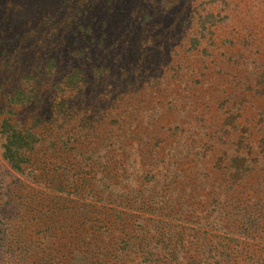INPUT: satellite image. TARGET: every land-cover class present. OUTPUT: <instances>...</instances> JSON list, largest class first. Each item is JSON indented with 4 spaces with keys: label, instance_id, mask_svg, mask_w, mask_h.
I'll list each match as a JSON object with an SVG mask.
<instances>
[{
    "label": "rangeland",
    "instance_id": "rangeland-1",
    "mask_svg": "<svg viewBox=\"0 0 264 264\" xmlns=\"http://www.w3.org/2000/svg\"><path fill=\"white\" fill-rule=\"evenodd\" d=\"M165 1L89 0L77 21L107 25L101 57L116 58V71L104 84L105 95L139 92L131 117L120 108L97 118L98 138L89 148L65 146L72 121L60 138V153L51 139H41L30 158L16 139L11 151L7 123L28 130L41 114L44 124L47 117L46 110H22L10 101L25 79L22 70L0 74V264H81L75 259L86 251L91 254L83 264H151L144 248L156 246L166 232L161 220L172 240L180 236L185 264L188 258L264 264V232L249 237L229 227L240 204H264V0H172L169 10ZM149 16L158 25L152 52L160 55L149 74L167 78L157 86L148 84V74L127 69L140 47L128 50L126 33L136 39ZM170 54L175 60L167 64ZM40 127L37 134L45 132ZM155 136L167 144L150 155ZM218 159L225 161L221 168L215 167ZM81 198L109 213L100 239L89 235V247L78 228ZM136 236L141 247L125 246Z\"/></svg>",
    "mask_w": 264,
    "mask_h": 264
},
{
    "label": "trees",
    "instance_id": "trees-1",
    "mask_svg": "<svg viewBox=\"0 0 264 264\" xmlns=\"http://www.w3.org/2000/svg\"><path fill=\"white\" fill-rule=\"evenodd\" d=\"M2 2L0 0V74H5L4 72L13 74L22 70L25 78L19 82L20 85L13 90V93H10L12 95L10 101L19 103L22 110L32 112L36 109L46 110L44 113L47 117L45 124L40 118L43 116L41 114L39 119L32 124L33 127L28 130H19L15 124H6L9 125L12 132L8 133L7 141L11 142L16 139L17 145H19V149L23 150L25 157L30 158L37 150L35 145L41 139L43 141L51 139L50 147L54 149L55 153H60V138L63 137L62 133L69 122L77 121L71 127L68 126L70 128L68 135L70 136H67L65 146L75 145L83 150L85 146L89 148L92 145L93 139L98 138L96 123L99 116L102 118L104 115H114L120 108L122 111L126 110L130 117L133 115V108L130 105L137 99L139 93L137 89L130 93L119 90L117 94L114 89L110 92L107 91L106 95V91H102L105 82L111 79L110 73L116 71V58L110 61L109 56L101 57L104 52L100 50V45L105 38L102 31L107 28L106 24L95 25L97 27L94 26V28L89 25L78 26L79 23L77 24L80 16L85 14L84 9L89 0H7ZM172 3H174L172 0H168L164 4V9L169 10ZM219 15V13L209 14L213 18H217ZM138 16L134 12L133 20L136 21ZM148 18L150 23L146 22L147 20L141 21L139 35L136 39L133 38V34L126 33L128 50L137 44L140 47L137 54L134 52L130 58L127 69L133 70L134 74L137 73V69L141 71L142 75L148 74V84L157 86L158 81L167 78L163 76L153 78L149 74L150 65L155 63L160 55L156 56L152 52L158 45V35H154L158 25L151 22V16ZM215 27H217V23H214L210 28ZM194 40L199 44L198 37ZM190 49L185 52L191 51ZM101 58H103V63H101ZM166 58H168L165 61L167 64L175 60L172 59V54ZM93 61L97 66L94 71L90 70ZM31 62H33L32 66H27ZM104 64L107 65L104 66ZM162 71L164 73V70ZM177 72H179V68ZM104 96L108 99L103 104L100 99ZM45 101L51 102L49 108H36L37 104ZM38 127L45 132L37 134L35 129ZM65 129L67 130V128ZM149 129L150 127L147 130ZM149 133L153 135L152 131ZM132 137V140H138L136 136ZM152 139H156L158 142L156 141L153 144V150L148 152L150 155L154 154L155 148L167 144V140H161V136L158 138L155 136ZM8 145H10V150L14 151L11 149L14 143L11 142ZM82 159L85 160L86 157ZM27 161L29 162V160ZM224 162L223 159H218L215 167L221 168ZM230 162L233 163V160L231 159ZM72 177H76L75 172ZM263 209L264 204H258L254 209L249 208L248 205L240 204L234 210V220L229 223V227L237 229L238 234L242 236L250 237L262 234L264 232ZM108 217L109 213L104 207L83 199L81 207H78V219L81 220L78 228H82V233L86 234L84 239L87 240L90 236L100 239V235H102L100 231L103 229L100 224ZM122 220L127 221V217ZM158 223L166 226V232L160 235L156 246L144 248L147 249L146 260H151L149 263L155 261L153 263L156 264H185L180 255L181 247L178 244L181 242L180 236L172 240L170 227L167 228L169 224L162 220ZM233 239L230 242H233ZM132 240L133 242H131ZM92 241L89 238L88 247ZM126 241L124 242L125 246L133 243L132 245L136 248L143 244V241L137 236L126 239ZM158 249L163 253L159 257L155 252ZM87 252L91 254L86 251L83 258L80 254L76 257L75 262L80 261L81 264L87 262L90 256ZM188 259L187 264H199L197 259Z\"/></svg>",
    "mask_w": 264,
    "mask_h": 264
}]
</instances>
